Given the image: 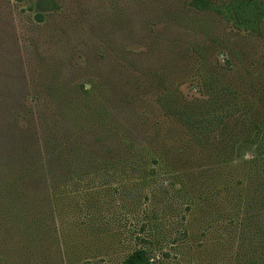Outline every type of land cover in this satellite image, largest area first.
<instances>
[{
  "label": "rangeland",
  "instance_id": "rangeland-1",
  "mask_svg": "<svg viewBox=\"0 0 264 264\" xmlns=\"http://www.w3.org/2000/svg\"><path fill=\"white\" fill-rule=\"evenodd\" d=\"M11 81L17 90L9 88ZM7 95L23 104L21 114L32 112L36 128H46L52 142L92 128L93 147L114 150L132 141L149 154L157 149L188 175V191L177 198L192 194L201 203L193 175L259 155L248 143L231 154L223 148L229 138H241L243 116L244 127L264 132V24L258 34L238 31L190 0H0V97ZM234 103L235 109L228 107ZM179 112L220 116L203 132ZM117 163L108 189L118 190L101 201L102 210L113 208L107 236L81 225L64 245L53 232L39 240L32 227L22 241L0 226V264H121L134 220L129 181ZM160 207L152 219L161 224L156 235L175 238L182 251L162 264H227L218 234L200 235L203 220L193 223L192 248L184 247L180 233L189 217L169 203ZM218 212L212 207L209 215Z\"/></svg>",
  "mask_w": 264,
  "mask_h": 264
},
{
  "label": "trees",
  "instance_id": "trees-1",
  "mask_svg": "<svg viewBox=\"0 0 264 264\" xmlns=\"http://www.w3.org/2000/svg\"><path fill=\"white\" fill-rule=\"evenodd\" d=\"M190 3L198 11L216 14L238 31L258 34L263 30L262 0H190ZM37 16L40 19V13ZM17 86L11 81L9 88L17 90ZM83 88L86 86L82 85ZM228 107L235 109L236 104ZM22 109L23 104L13 96L0 97V226L14 229L20 240L29 239L28 230L32 227L39 230V240L45 235L51 237L53 232L64 245L81 225L94 227L97 234L107 236L113 229L110 219L113 208L107 206L102 210L101 201L118 190L108 188L120 162L129 181V214L134 220L126 231L127 250L121 264H162L170 255L182 254L175 238L156 235L161 224L152 219L165 203L189 217L180 233L186 238L184 247L192 248L191 237L197 234L193 223L203 220L204 227L198 228L200 235L218 234L215 238L227 264H264V144H258L264 140V132L258 131L256 125L254 129L244 127V116L241 138H229L223 149L231 154L248 143L258 147L259 155L236 164L222 162L212 169L193 172L200 183V193L196 195L202 201L199 203L192 194H187L189 198L185 201L177 198L176 194L188 191V175L176 170L157 149L153 148L149 154L145 146L132 141L114 150L93 147L87 138L94 132L92 128L84 130L86 133L82 132L84 135L80 137L76 133L78 138L71 141L52 142L46 128H36L32 112L21 114L25 112ZM179 114L187 125L203 128V132L213 124L215 115L220 116L219 112L198 119L190 112ZM70 180L74 181L71 186ZM165 194L168 196L161 199ZM212 207L219 212L211 216ZM139 211L143 214L141 218L136 215ZM115 214L117 217L118 213Z\"/></svg>",
  "mask_w": 264,
  "mask_h": 264
}]
</instances>
